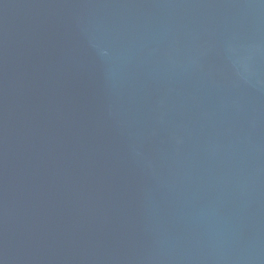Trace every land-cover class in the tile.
I'll return each mask as SVG.
<instances>
[{"label": "water", "instance_id": "95a60500", "mask_svg": "<svg viewBox=\"0 0 264 264\" xmlns=\"http://www.w3.org/2000/svg\"><path fill=\"white\" fill-rule=\"evenodd\" d=\"M0 264H264V0H0Z\"/></svg>", "mask_w": 264, "mask_h": 264}]
</instances>
